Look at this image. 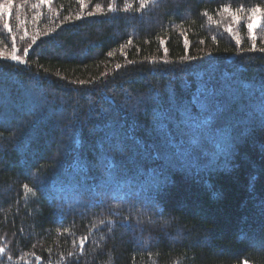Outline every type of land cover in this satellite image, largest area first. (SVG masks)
<instances>
[{
	"label": "trees",
	"instance_id": "1",
	"mask_svg": "<svg viewBox=\"0 0 264 264\" xmlns=\"http://www.w3.org/2000/svg\"><path fill=\"white\" fill-rule=\"evenodd\" d=\"M12 4L0 264H264V0Z\"/></svg>",
	"mask_w": 264,
	"mask_h": 264
},
{
	"label": "snow or ice",
	"instance_id": "2",
	"mask_svg": "<svg viewBox=\"0 0 264 264\" xmlns=\"http://www.w3.org/2000/svg\"><path fill=\"white\" fill-rule=\"evenodd\" d=\"M44 0H41V3H43ZM147 5V0H140V7L144 8ZM13 6L12 4V0H5V2L3 4H0V14H7L9 12V9H11ZM97 8L100 7V5H96ZM131 5H126L125 7V11H127L128 8H130ZM111 10H115L114 7L110 6ZM240 9H238L237 11H239ZM223 11L228 12L229 8L227 6H225L223 8ZM260 11L259 7H253L251 8V12H252V18H255L256 13ZM89 15H91V13H89ZM253 27V24L251 22L247 23V28L249 31H251ZM231 29H229L230 31ZM9 31H11V29L9 28ZM254 39V38H253ZM35 42V37H33V43ZM129 43H131V41H129ZM237 43H239V40H237ZM253 48H255V43H253ZM261 51H264V49H261ZM167 52V50L165 49V53ZM28 53V49L25 48L24 49V54L27 55ZM11 60L12 61H16L17 63H24L23 59L20 56H17L15 51L12 52L11 54ZM165 63H167V61H165ZM211 95V92L209 93ZM208 107V103L205 102L202 104V108L203 109H207ZM187 111V110H186ZM260 113L261 116L264 117V102H262L261 107H260ZM189 118L191 117V113H189ZM264 122V121H262ZM234 125H226L224 128H220V129H216L215 133L213 134V139L216 141L215 143V147L217 149V151L215 153H212V161L214 162L216 160V158L223 154L225 156L228 155L229 151L231 150L232 146H233V140L234 137L232 135V129H233ZM27 187V186H26ZM81 247H83V240L81 241ZM244 264H248V261L245 260Z\"/></svg>",
	"mask_w": 264,
	"mask_h": 264
},
{
	"label": "rangeland",
	"instance_id": "3",
	"mask_svg": "<svg viewBox=\"0 0 264 264\" xmlns=\"http://www.w3.org/2000/svg\"><path fill=\"white\" fill-rule=\"evenodd\" d=\"M4 15H5V16H8L9 13L4 14ZM257 24H258V23H255L254 26H257ZM15 53L17 54V51H16V50H15ZM0 57L4 58V57H5V54L0 53ZM10 57H11V56H9L8 58L11 59Z\"/></svg>",
	"mask_w": 264,
	"mask_h": 264
}]
</instances>
